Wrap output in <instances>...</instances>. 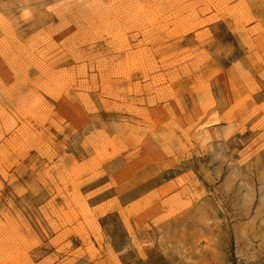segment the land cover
Wrapping results in <instances>:
<instances>
[{
  "label": "rangeland",
  "instance_id": "obj_1",
  "mask_svg": "<svg viewBox=\"0 0 264 264\" xmlns=\"http://www.w3.org/2000/svg\"><path fill=\"white\" fill-rule=\"evenodd\" d=\"M1 244L264 264V0H0Z\"/></svg>",
  "mask_w": 264,
  "mask_h": 264
},
{
  "label": "bare ground",
  "instance_id": "obj_2",
  "mask_svg": "<svg viewBox=\"0 0 264 264\" xmlns=\"http://www.w3.org/2000/svg\"><path fill=\"white\" fill-rule=\"evenodd\" d=\"M145 11H146V10H145ZM147 13H148V11H147ZM146 15H147V14H146ZM151 16H152V15H151ZM153 17H154V16H153ZM149 18H150V17H149ZM112 23H113V22H112ZM112 23H111V24H112ZM114 24H115V23H114ZM116 24H117V23H116ZM117 25H118V24H117ZM112 26H113V25H112ZM112 26L110 25V28H111ZM122 26H123V25H122ZM138 26H139V25H138ZM108 27H109V26H108ZM115 27H116V26H115ZM113 28H114V26H113ZM119 28H120V27H119ZM108 30H109V29H108ZM114 30H115V28H114ZM118 30H119V29H118ZM120 31H121V30H120ZM115 32H117V31L115 30ZM121 32H122V31H121ZM123 32H124V31H123ZM125 32H126V31H125ZM107 33H109V35H110V30H109ZM119 33H120V32H119ZM119 33H118V34H119ZM111 34H113V33L111 32ZM109 35H107V36H109ZM120 35H121V34H120ZM115 36H116V34H115ZM115 36H114V37H115ZM122 36H123V35H122ZM109 37H110V36H109ZM111 37H112V36H111ZM114 37H113V39H114ZM116 37H117V39H118V36H116ZM116 37H115V38H116ZM123 38H124V37H123ZM111 39H112V38H111ZM120 40H121V39H120ZM197 40H198V39H197ZM112 41H113V40H112ZM114 41H115V40H114ZM114 41H113V42H114ZM121 42H122V41H121ZM121 42H119V43H121ZM117 43H118V41H117ZM34 102H35V101H34ZM36 103H37V102H36ZM32 104H33V103H32ZM38 104H39V103H38ZM38 104H37V105H38ZM33 106H34V105H33ZM29 107H30V106H29ZM35 107H36V104H35ZM37 107H39V106H37ZM41 107H42V106H41ZM18 108H19V107H18ZM34 109H35V108H34ZM19 110H21V108H20ZM32 110H33V109H32ZM36 110H37V109H36ZM23 111H24V110H23ZM23 111L21 110L20 113H22ZM25 111H26V109H25ZM33 111H35V110H33ZM42 111H43V109H42ZM16 112H17V110H16ZM27 112L29 113V111H27ZM38 112H39V111H38ZM38 112H37V113H38ZM40 112H41V111H40ZM44 112H45V111H44ZM209 112H210V111H209ZM17 113H18V112H17ZM28 113H27V114H28ZM30 113H31V112H30ZM42 113H43V112H42ZM212 113L214 114L215 112L212 111ZM22 114H24V113H22ZM25 114H26V113H25ZM39 114H40V113H39ZM213 114H211V115H213ZM33 115H34V114H33ZM33 115H32V116H33ZM208 115H210V113H209ZM20 116H22V115H20ZM28 116H29V115H28ZM30 116H31V115H30ZM36 116H37V114H36ZM24 117H25V116H24ZM31 118H34V117H31ZM35 118H36V117H35ZM38 121H40V122L42 121V122H43V120H40V119H39ZM156 122H157V121H156ZM27 123H28V122H27ZM214 123L216 124V121H215ZM10 124H12V123L10 122ZM37 124L39 125V123H37ZM41 124H43V123H41ZM158 124H159V123H158ZM6 125H7V124H6ZM154 125H156V124H154ZM154 125L152 124V126H154ZM10 126H11V125H10ZM23 126H24V125H23ZM163 126H164V125H163ZM217 127H218V126H217ZM6 128H7V126H6ZM6 128H4L5 131H6ZM204 128H205V127H204ZM28 129H29V128H28ZM143 129H145V128H143ZM7 130H8V128H7ZM33 130H34V129H33ZM145 130H148V129L146 128ZM218 130H219V128H218ZM30 131H31V130H30ZM213 133L215 134V133H217V132H216V131H213ZM136 134H137V133H136ZM205 135H206V134H205ZM132 136H133V135H132ZM133 137H134V136H133ZM217 137H218V135H217ZM140 139H141V138H140ZM139 141H140V140H139ZM212 143H213V142H212ZM212 143H211V144H212ZM8 145H9V144H8ZM206 147H207V146H206ZM148 148H149V147H148ZM136 149H137V148H136ZM13 151H14V150H13ZM147 155H148V154H147ZM147 157H148V156H147ZM147 157H146V158H147ZM136 160H137V159H136ZM135 162H136V161H135ZM135 162H134V163H135ZM137 163H138V161L136 162V164H137ZM137 165H138V164H137ZM1 170H2V169H1ZM1 173H2V171H1ZM72 176H73V175H72ZM69 178H70V177H69ZM73 178H74V177H73ZM11 181H12V180H11ZM71 182H72V181H71ZM71 195H72V194H71ZM73 198H74V197H73ZM76 199H78V198H76ZM81 199H83V198H81ZM77 202H78V201H77ZM82 202H83V201H82ZM82 202H81V203H82ZM172 203H173V202H172ZM76 204H77V203H76ZM82 204H83V203H82ZM44 205H45V204H44ZM79 205H81V204H78V206H79ZM160 205H161V204H160ZM83 206H84V205H83ZM83 206H80V207H83ZM85 206H86V205H85ZM197 206H198V205H197ZM86 207H87V206H86ZM169 207H171V206H169ZM209 207H210V206H209ZM167 209H168V208H167ZM80 210H81V209H80ZM82 210H83V209H82ZM174 210H176V209H174ZM83 211H84V210H83ZM166 211H167V210H166ZM202 211H203V209H202ZM156 212H157V211H156ZM169 212H170V211H169ZM203 213H204V212H203ZM205 214H206V213H205ZM223 215H224V214H223ZM163 216H164V215H163ZM203 216H204V215H203ZM206 216H208V215H206ZM206 216H204V217H206ZM5 217H7V216H5ZM161 217H162V216H161ZM204 217H203V218H204ZM7 219H8V218H7ZM156 219H157V218H156ZM159 219H160V218H159ZM159 219H157V220H159ZM162 219H163V218H162ZM162 219H161V220H162ZM204 219H205V218H204ZM47 220H48V219H47ZM154 221H155V220H154ZM6 222H7V221H6ZM9 222H10V221H9ZM8 225H9V223H8ZM8 225H7V226H8ZM10 227H11V226H10ZM13 230H14V229H13ZM12 240H13V239H12ZM2 242H3V241H2ZM1 246H2V244H1ZM5 247H6V246H5ZM0 248H3V246L0 247ZM2 251H3V250H2ZM7 251H8V250H6V252H7ZM9 251H10V250H9ZM9 251H8V252H9ZM19 251H20V250H19ZM156 251H157V250H156ZM8 252H7V253H8ZM151 252H152V251H151ZM0 253H3V252H1V250H0ZM7 253L5 254L6 256H5L4 253H3V256L7 257ZM9 253L11 254V252H9ZM13 253H14V252H13ZM24 253H25V252H24ZM14 255H15V253H14ZM23 255H24V254H23ZM0 257H2V256H0ZM12 257H13V256H12ZM154 257H155V256H154ZM3 258H4V257H3ZM13 258H14V257H13ZM13 258H12V260H13ZM98 258H99V257H98ZM6 259H8V257H7ZM6 259H2V260H6ZM9 259H11L10 255H9ZM67 259H70V258H67ZM12 260H9V261H12ZM72 260H74V259H72ZM72 260H71V261H72ZM74 261H75V260H74ZM13 262H14V261H13ZM67 262H68V261H67ZM6 263L8 264V262H6ZM9 263H10V262H9ZM10 264H11V263H10ZM13 264H14V263H13ZM65 264H66V263H65ZM68 264H69V263H68Z\"/></svg>",
  "mask_w": 264,
  "mask_h": 264
}]
</instances>
